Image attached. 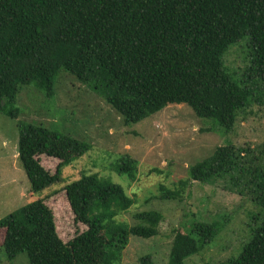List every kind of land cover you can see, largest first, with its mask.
<instances>
[{
  "label": "trees",
  "instance_id": "obj_1",
  "mask_svg": "<svg viewBox=\"0 0 264 264\" xmlns=\"http://www.w3.org/2000/svg\"><path fill=\"white\" fill-rule=\"evenodd\" d=\"M245 37L264 83V0H0V113L18 118L15 102L24 85L52 97L64 70L103 97L127 125L170 104H186L229 131L249 105L250 91L228 71L224 56ZM18 126V156L32 192L58 181L63 166L87 150L86 142L43 125ZM242 151L219 146L190 167L191 179L205 183L239 170ZM44 154L60 159L55 173L41 163ZM129 168L122 171L132 177ZM261 179L253 200L258 225L240 256L226 264H264V174ZM188 184L161 185L160 199L181 200ZM66 195L75 221L87 229L63 241L53 210L43 199L34 201L0 220L9 260L26 253L30 264H119L130 236L152 238L163 220L151 210L134 214V225L118 221L134 200L97 175L69 184ZM218 231L217 223L194 222L175 236L168 264H184ZM140 264L155 263L147 255Z\"/></svg>",
  "mask_w": 264,
  "mask_h": 264
},
{
  "label": "rangeland",
  "instance_id": "obj_2",
  "mask_svg": "<svg viewBox=\"0 0 264 264\" xmlns=\"http://www.w3.org/2000/svg\"><path fill=\"white\" fill-rule=\"evenodd\" d=\"M248 38L232 45L224 56L226 68L249 89V105L240 110L233 128L226 131L210 119L199 118L186 104H170L138 123L125 124L121 114L89 86L62 70L55 93L48 97L34 84L17 94L18 118L0 113V220L17 209L44 200L53 210L58 234L68 242L87 226L75 221L66 187L81 177L97 175L121 185L134 200L117 216L130 225L134 214L157 210L163 215L158 234L152 238L130 236L119 264H140L151 256L155 264H168L172 242L194 222L217 223L218 235L184 264H226L237 258L258 225V195L264 174V83L253 68ZM19 121L40 124L87 143V150L63 166L58 181L40 192L30 181L18 154ZM242 149L241 168L208 182L193 181L190 167L210 157L219 146ZM43 166L55 173L60 159L40 155ZM129 165L130 173L122 171ZM189 180L181 200L160 199V186L177 187ZM5 230H0V264H30L21 253L9 260L4 250Z\"/></svg>",
  "mask_w": 264,
  "mask_h": 264
}]
</instances>
